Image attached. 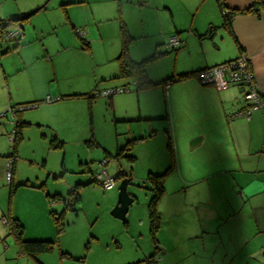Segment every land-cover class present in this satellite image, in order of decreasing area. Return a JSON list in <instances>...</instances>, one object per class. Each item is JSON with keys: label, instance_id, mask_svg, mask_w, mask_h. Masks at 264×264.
Listing matches in <instances>:
<instances>
[{"label": "rangeland", "instance_id": "rangeland-1", "mask_svg": "<svg viewBox=\"0 0 264 264\" xmlns=\"http://www.w3.org/2000/svg\"><path fill=\"white\" fill-rule=\"evenodd\" d=\"M69 2L75 3L67 5ZM199 2L0 0V18L19 17L40 8L20 22L22 27L12 24L13 31L19 29L21 33L17 42L21 44L19 48L24 45L22 54L34 61L32 70L20 76L12 73L22 65L16 53L19 48L13 47L15 39L0 37V96L5 88V65L13 84H24L21 86L23 91L33 88L39 100H45L36 106L18 109L21 119L31 124L23 129L12 184L6 179V171L12 160L7 156L12 152L17 121L16 108H12L15 103L0 110V225L5 227L3 216L17 217L25 227L26 239L56 240L52 252L36 256L40 263L120 264L124 260L134 263L143 259L142 240L149 239L148 204L154 193L153 184L148 180L150 172L164 174L169 169L163 180L166 190L158 202V208L162 210L176 202L193 201L196 192L204 191L199 197H207L211 192L234 185L226 174L202 179L197 175L202 165H215L218 160L210 162L212 157L208 151L211 146L191 150L194 137L186 146L180 142L177 148L170 138L168 88L154 85L137 93L133 79L117 77L115 56L120 53L122 43L119 7L134 37L130 41V56L141 61L156 55L148 62L147 70L157 83L172 75L175 68V74L184 72L181 68L198 57L202 42H207L200 39L201 34L196 35L191 30L193 22L206 27L201 19ZM66 8H69L76 28L86 32L84 38L90 48L82 49L83 41L71 27ZM88 22L96 26L95 29ZM174 25L182 31L180 37L192 35L191 52L187 55L177 56L176 51L166 48L167 34L165 40L156 35L161 29L166 33L173 31ZM8 47L10 52L3 54ZM28 78L31 83L26 84ZM75 86L91 89V94H95L91 103L87 98L46 100L60 97L57 90L67 91ZM112 86L130 90L111 98L99 95ZM194 121L186 125L201 126L199 121ZM44 125L53 127L62 145L51 147L56 134ZM131 140L134 144L130 154L135 160L109 157L106 166L111 176L123 170L128 173L126 178H131L127 189L135 200L123 220L114 216L112 210L118 203L120 185L125 177H118L111 189H104L92 180L94 173L101 169L99 162L106 157V152L114 155ZM222 150L227 152L223 155L227 157L229 151ZM79 184V202L74 208L65 209L64 200L54 195L66 199L69 190ZM12 187L14 192H11ZM60 216L64 230L58 233L55 219ZM196 216L194 213V218ZM185 217L178 214L171 219H189ZM124 221L128 222L127 228ZM6 235L7 232L3 237L13 244V237L9 233ZM1 243L3 245V241ZM64 252L68 254L63 256Z\"/></svg>", "mask_w": 264, "mask_h": 264}, {"label": "crops", "instance_id": "crops-1", "mask_svg": "<svg viewBox=\"0 0 264 264\" xmlns=\"http://www.w3.org/2000/svg\"><path fill=\"white\" fill-rule=\"evenodd\" d=\"M199 1L198 8L202 11L201 19L206 23V27L197 26L193 22L191 30L196 35L201 34L199 35L200 39H206L207 42H202L203 46L199 56L181 68L184 72L175 74L177 71L175 68L170 76L176 78L181 73L196 72L202 68L215 66L245 54L249 59L256 89L264 96V10L259 14L238 12L232 16L230 25L224 26V16L218 0ZM253 1L225 0V5L228 9L244 10L249 8ZM70 3L75 2H69L67 5ZM66 11L71 27L83 41L82 49L90 48V43L85 40V36L82 37L77 33V28L73 23L75 21H72L68 12L69 8H66ZM118 16L122 18L120 19V28L124 23L132 39H134L124 20L121 7L118 8ZM92 25L90 24V27L95 29L96 26ZM173 29L167 33L161 29L156 35L165 40L167 36L169 38L173 36V33H176L181 39V46L172 50L176 51L177 56L187 55L191 52L192 35L188 34L186 38L183 35L180 37L182 31L176 25L173 26ZM166 34L167 36H164ZM84 41L89 43L88 47L85 46ZM20 45L13 47L19 48ZM120 46L121 53L122 43ZM23 49L24 45L16 52L22 65L12 72L19 76L32 70L34 65V61L22 54ZM7 50L3 54L9 53L10 47ZM120 53L115 56L118 73L117 58ZM3 71L6 78L3 95L0 96V110L4 109L7 104L39 100L40 97L33 88L23 91L21 86L24 84L11 82L10 73L5 65ZM26 81V84L31 83L29 78ZM93 86L95 89L97 88V81ZM167 88L171 105L170 114H168L170 138L176 142L177 148L180 147L181 143L186 146L189 140L194 137L198 138L194 148L204 145L211 146V151H208L212 157L210 162L216 158L218 160L215 165H202V170L197 175L202 179L226 174L234 185L225 190L218 189L216 192H211L207 197H199L200 194L203 195L204 191L199 192L200 194L196 192L193 201L176 202L166 210L158 208L160 216L157 231L159 250L156 263L264 264L263 112L253 111L250 117L236 115L239 110L248 106V102L244 100L242 88L229 82L225 76H218L216 81L211 84H202L195 74L174 81ZM90 90V88H82L81 86L70 87L67 91L57 90L62 98L57 97L52 101L87 98L91 103L92 98L90 99L89 95L92 91ZM16 119L31 124L30 121L21 119L19 113L16 115ZM194 120L199 121L201 126L188 127L186 125L195 123ZM44 126L56 134L53 127ZM56 137H58L57 134ZM221 149L229 151L227 157L223 156L227 152L225 153ZM219 157L224 158L221 160ZM179 169L181 170V167ZM193 211L195 216L197 213V218H194ZM178 214L189 219H171L172 216ZM3 221L5 222V219ZM124 225L127 228L128 222L124 221ZM6 232L8 235L7 224L5 223V227L0 225V264H36L37 262L43 264L36 260V257L33 258L20 252L14 239L13 244L6 240L3 237ZM54 241L56 246L57 241ZM142 243L144 244L142 249L144 247L145 249L143 250V259L139 261L150 257L155 251V243L151 238L150 230L149 239L145 240L144 238ZM125 262L124 260L120 264H130Z\"/></svg>", "mask_w": 264, "mask_h": 264}, {"label": "trees", "instance_id": "trees-1", "mask_svg": "<svg viewBox=\"0 0 264 264\" xmlns=\"http://www.w3.org/2000/svg\"><path fill=\"white\" fill-rule=\"evenodd\" d=\"M221 8H222V13L224 16V26H229L230 22L232 20V16L238 12H254V13H260L262 10H264V0H254L252 5L244 10H235V9H228L225 5V0H218ZM42 8V7H41ZM40 9V8H39ZM39 9L31 12L30 14H25L19 17H12V18H0V37L3 38L8 32L12 31V24L18 25L21 27L22 24L20 23L21 21L26 20L29 18L34 12L38 11ZM121 31H122V50L119 55L118 59V65H119V73L118 76L119 78H131L134 80L135 83V90L136 92H140L142 90L149 89L153 87L154 85H162L164 87H168L171 83L174 81L186 78L191 75L197 74L198 71L204 69H200L198 71L194 72H189V73H181L179 74L176 78L174 76H169L165 79H163L160 82H154L147 70V64L149 61L155 59L157 56L153 55L149 58H146L142 61H135L131 58L130 53H129V46H130V41L132 39L131 35L129 34L126 26L124 23L121 26ZM20 33V32H19ZM21 37V33L12 38L16 40V45L17 47L20 43L17 42ZM85 42V46L88 47L89 43ZM175 49V48H174ZM8 51V50H7ZM6 51V52H7ZM168 52V51H167ZM250 65V64H249ZM208 68V67H205ZM127 92V91H126ZM124 93V92H123ZM83 95V94H82ZM94 94H90L89 98H93ZM72 96V95H68ZM62 97L60 96L59 99ZM48 100V99H46ZM43 101V100H42ZM49 101H52L49 100ZM40 102V101H39ZM38 101L34 102H26V103H20V104H15V106H19L22 104H31V105H36ZM19 112H15V116ZM168 118V116H167ZM29 125V123H26L24 121H16L15 124V130L13 134V145L11 147L12 152L9 154L7 157L12 158L13 160V171H14V165H15V159L17 158V151H18V146L21 143L23 139V129ZM63 142L58 139V137L54 136L51 140V147H55L56 145H62ZM134 142L131 140L129 141L125 146L120 147L117 149L116 153L114 155L106 152V159H109V157H114L117 160H119L122 157H127L129 160L134 161L135 157L130 154L132 146ZM171 146V145H170ZM172 147V146H171ZM169 171V169H168ZM167 171V172H168ZM166 172V173H167ZM164 174H154L152 172L149 173L148 175V180L153 184V196L150 199V202L148 204L149 208V220H150V235L152 240L155 243V251L150 257L145 258L142 261L139 262H134L130 264H157V252L159 250V243L157 240V231L159 227V221H160V216L158 214V202L162 198L164 192H165V187L163 180L165 178ZM95 175V173H94ZM93 175V176H94ZM120 176L121 177H127L128 173L126 171L121 170L120 171ZM119 176V177H120ZM129 180V183L131 182V178H127ZM94 181V180H92ZM12 184V181L10 182ZM79 185L74 186L71 188L68 192L67 198H63L62 196H59L58 194L54 195V197H57L61 200H64L65 203V209L68 208H74L76 204L80 200V194H79ZM15 188L12 187L11 192H14ZM53 197V196H52ZM64 209V210H65ZM63 210V212H64ZM54 212H52L53 214ZM5 223L8 226L9 229V235L13 237L15 242L17 243L20 252L35 258L37 255L41 253H49L52 252V250L55 248V241L54 240H28L25 238V227L21 220L17 217H5ZM57 225H58V233L62 232V222H61V216L56 217L55 219ZM126 222V221H125ZM68 253L64 252L62 253L63 256L67 255Z\"/></svg>", "mask_w": 264, "mask_h": 264}, {"label": "built area", "instance_id": "built-area-1", "mask_svg": "<svg viewBox=\"0 0 264 264\" xmlns=\"http://www.w3.org/2000/svg\"><path fill=\"white\" fill-rule=\"evenodd\" d=\"M76 31L78 34H80V36H85L84 30L77 28ZM19 32V29H16L14 31L12 30L8 32L4 37L7 39H12L18 36L20 34ZM165 46L167 49L178 48L181 46V39L177 35L170 36L167 39ZM197 76L202 84H211L216 81V78L218 76H225L229 80V82L240 86L243 91L244 100L248 102V106L245 109L239 110L236 115L250 117L252 112L256 110H259L264 114V96H262L256 89L254 75L249 65V59L245 54H242L235 59L223 62L221 64L204 68L197 72ZM129 90V88L116 86L108 88L103 92H99V94L105 97H111L114 94L123 93ZM51 99L52 98L48 97V100ZM28 107H33V105L22 104L17 107L13 106L12 108H16L15 112H18L20 109H26ZM99 164L101 169H99L93 176L94 182L104 189L113 188L116 184V179L120 176L121 170L118 171L116 176H111L106 168V166L109 164V160L103 158L99 162ZM12 178L13 160H10V162H8L7 164L6 179L10 183L12 181Z\"/></svg>", "mask_w": 264, "mask_h": 264}, {"label": "water", "instance_id": "water-1", "mask_svg": "<svg viewBox=\"0 0 264 264\" xmlns=\"http://www.w3.org/2000/svg\"><path fill=\"white\" fill-rule=\"evenodd\" d=\"M198 138L191 141V148H194ZM129 180L124 178L120 185L119 199L117 205L112 210V214L120 219H125L129 205L135 200L128 192Z\"/></svg>", "mask_w": 264, "mask_h": 264}]
</instances>
